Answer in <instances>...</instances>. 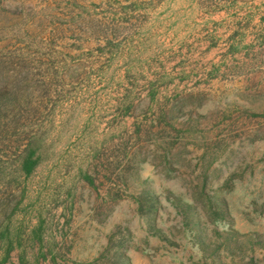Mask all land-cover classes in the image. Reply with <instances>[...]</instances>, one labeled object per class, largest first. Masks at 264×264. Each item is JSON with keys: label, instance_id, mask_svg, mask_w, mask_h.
<instances>
[{"label": "rangeland", "instance_id": "obj_1", "mask_svg": "<svg viewBox=\"0 0 264 264\" xmlns=\"http://www.w3.org/2000/svg\"><path fill=\"white\" fill-rule=\"evenodd\" d=\"M0 264H264V0H0Z\"/></svg>", "mask_w": 264, "mask_h": 264}]
</instances>
